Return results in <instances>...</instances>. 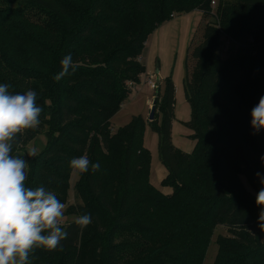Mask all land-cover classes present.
Listing matches in <instances>:
<instances>
[{"label": "trees", "instance_id": "trees-1", "mask_svg": "<svg viewBox=\"0 0 264 264\" xmlns=\"http://www.w3.org/2000/svg\"><path fill=\"white\" fill-rule=\"evenodd\" d=\"M194 11L213 19L190 47L185 81L194 152L172 143L171 81L156 96L161 126L150 121L167 169L163 184L173 189L166 196L150 181L143 119L117 130L111 121L146 72L141 59L155 30ZM69 53L76 70L56 82ZM5 83L13 94L34 90L43 108L39 127L17 134L13 149L21 156L47 137L45 148L25 157L26 187L44 186L66 206L73 189L65 217L92 218L82 231L72 219L64 223L68 238L55 250L35 248L31 264H203L219 226L229 235L219 234L214 264H264L261 208L241 181L257 193L255 174L264 175V131L253 135L250 126L264 96V0H0ZM85 154L100 170L76 175L72 187L68 164Z\"/></svg>", "mask_w": 264, "mask_h": 264}, {"label": "clouds", "instance_id": "clouds-1", "mask_svg": "<svg viewBox=\"0 0 264 264\" xmlns=\"http://www.w3.org/2000/svg\"><path fill=\"white\" fill-rule=\"evenodd\" d=\"M60 63L61 71L53 76L56 82L74 73L77 67L71 53ZM11 87L0 84V264H31L29 257L35 248L55 250L68 238L62 226L66 204L44 186L26 187L28 159L14 155L13 149L18 142L17 134L39 127L43 108L37 103L34 90L13 94L9 91ZM250 126L253 135L264 131V96L251 110ZM36 154V148L27 152L29 157ZM260 161L264 165V156ZM68 167L77 176L100 170L99 162L92 163L86 154L72 158ZM255 175L262 185L255 203L261 208L257 223L264 233V175L260 172ZM72 222L82 231L92 223V218L85 213L74 216Z\"/></svg>", "mask_w": 264, "mask_h": 264}, {"label": "rangeland", "instance_id": "rangeland-1", "mask_svg": "<svg viewBox=\"0 0 264 264\" xmlns=\"http://www.w3.org/2000/svg\"><path fill=\"white\" fill-rule=\"evenodd\" d=\"M215 1L217 2L218 0ZM212 20L211 17L206 19L201 12L194 11L189 14L176 16L158 27L146 44L141 59L146 67L145 74L140 77L141 80L132 89V95L111 121L112 128L117 130L127 126L133 117H141L143 119L145 125L143 134L144 146L151 157L150 181L160 193L166 196L172 195L173 189L163 184V180L167 176V169L159 157V135L150 124L152 105L158 93H160L161 97L164 96L167 83L171 81L175 87L172 143L180 151L192 154L195 150L196 142L193 139V131L189 126L192 119V110L186 98L185 89L187 72L189 69L192 70L194 65V62L190 59V47H194L201 42L204 27ZM223 55L226 58L228 53L224 52ZM147 75L151 76L153 83L158 87L157 90L151 89L150 85L145 83ZM162 119V113L157 111L156 117L152 122L157 123L158 127H160ZM46 146L47 137L46 135H41L26 146L21 156L25 158L30 148H36L37 153H39ZM76 180V175L73 174L71 179L72 187ZM241 181L256 198V192L247 179L241 177ZM73 203L74 195L73 189H71L66 209ZM71 219L73 218L65 217L63 224ZM219 234L229 235L227 228L224 226H219L216 229L215 233L211 235V242L203 264L215 263L218 254L217 238ZM135 262L138 264L140 261L136 260Z\"/></svg>", "mask_w": 264, "mask_h": 264}, {"label": "built area", "instance_id": "built-area-1", "mask_svg": "<svg viewBox=\"0 0 264 264\" xmlns=\"http://www.w3.org/2000/svg\"><path fill=\"white\" fill-rule=\"evenodd\" d=\"M213 5H215V2L212 3ZM145 83L149 84L151 89L153 90H157V86L153 83L151 76L147 75L146 79H145ZM131 89H133V87H136L137 84H130Z\"/></svg>", "mask_w": 264, "mask_h": 264}, {"label": "water", "instance_id": "water-1", "mask_svg": "<svg viewBox=\"0 0 264 264\" xmlns=\"http://www.w3.org/2000/svg\"><path fill=\"white\" fill-rule=\"evenodd\" d=\"M156 105H157V101L155 100V102L152 105V109H151V115H150V121H153L156 115Z\"/></svg>", "mask_w": 264, "mask_h": 264}]
</instances>
